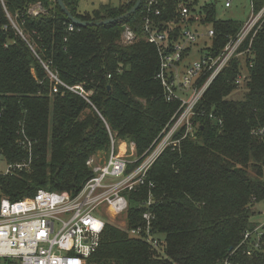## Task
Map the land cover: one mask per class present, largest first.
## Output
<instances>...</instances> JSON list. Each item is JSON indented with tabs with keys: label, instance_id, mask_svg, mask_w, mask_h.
I'll use <instances>...</instances> for the list:
<instances>
[{
	"label": "trees",
	"instance_id": "trees-1",
	"mask_svg": "<svg viewBox=\"0 0 264 264\" xmlns=\"http://www.w3.org/2000/svg\"><path fill=\"white\" fill-rule=\"evenodd\" d=\"M135 1L80 11L79 0H63L73 17L93 22L117 18ZM37 3L42 10L30 14ZM250 3L255 13L264 6V0ZM143 5L123 19L74 24L68 32L71 21L55 0H0V158L7 163L27 159L18 144L21 130L32 141L29 168L0 175V199L16 201L38 189L75 194L91 175L86 160L108 146L102 119L111 132L134 142L138 155L176 119L179 103L165 101L155 77L159 57L144 36ZM182 7L202 14L200 25L213 29L208 48L215 56L244 24L216 18L212 2L157 0L159 14L150 15L152 27L177 40ZM125 25L135 35L128 44L120 39ZM248 46L252 66L246 65L247 55L230 59L196 105L202 113L192 118L195 136L182 137L184 128L179 129L174 134L179 147L165 148L148 171L159 249L106 224L88 264H264V238L259 248L253 247V237L242 242L246 231L263 223L256 225L252 217L257 214L253 206L264 199V140L251 130L264 126V26L237 52ZM33 51L61 81L82 84L95 109L72 92L50 94V80ZM240 70L248 72L246 91L242 99H233ZM146 190L141 186L129 194L127 228L141 223ZM0 264L19 262L2 258Z\"/></svg>",
	"mask_w": 264,
	"mask_h": 264
},
{
	"label": "built area",
	"instance_id": "built-area-1",
	"mask_svg": "<svg viewBox=\"0 0 264 264\" xmlns=\"http://www.w3.org/2000/svg\"><path fill=\"white\" fill-rule=\"evenodd\" d=\"M230 1L225 0L224 6L229 7ZM141 2L144 3L143 8L146 11L143 21L144 36L147 42L155 46L159 57L155 77L161 85L165 101L179 103L178 116L171 125L162 129L159 136L140 155L136 153L134 142L129 140L122 139L120 149H116L118 139L102 119L108 133V146L103 156L95 153L86 160L91 175L75 194L38 189L32 196L16 201L2 197L0 199V258L16 259L19 264H88V258L98 247L104 227L110 223L111 217L124 218L123 223L118 222L114 225L117 228L126 229L130 237L141 239L151 247L159 249L161 237L153 228L155 215L152 211L154 204L152 188L154 184L147 180L148 171L165 148L179 147L180 140L174 137L179 129L184 128L182 137L195 136L192 118L202 113L201 110L196 109V105L211 81L228 65L230 59L234 55H247L246 65L252 66V61L249 60L251 57L249 46L240 53L237 50L249 35L254 36L264 26V6L256 13L253 12L238 34L228 39L219 54L215 56L210 52L208 48L210 42L203 43L202 47L195 50L199 54L198 57L182 65L183 58H188L191 54L199 35L205 33L210 39L213 36V29L203 27L204 32H200L195 28L185 27L190 20L200 24L202 14L190 13L187 7H182L179 19L182 25L180 37L173 40L168 32L152 27L150 15L159 14V10L154 8L157 0ZM41 10L40 4L37 3L28 12L36 15ZM11 25L17 29L14 22L11 21ZM67 30L68 32L74 30L72 22L68 24ZM120 39L122 43L128 44L135 40V35L125 25ZM34 54L50 80V94L61 92V90L69 91L83 98L94 108L89 100V92L82 84L64 83L57 73L50 69L49 63L42 61L35 52ZM206 71L210 73L199 85L197 79ZM248 78V72L240 70L234 78V83L242 85L248 81ZM251 133L264 140V126L253 128ZM18 144L28 152L27 159L16 163L5 162V167L0 169V175L29 168L32 141L25 136L23 130L20 131ZM141 186L147 187L140 202L141 223L127 228L129 194L138 192ZM252 237L253 247L259 248L264 238V222L252 231H246L242 242L245 240L247 242ZM250 252L251 250L247 249L246 254L249 255ZM221 264L230 263L224 260Z\"/></svg>",
	"mask_w": 264,
	"mask_h": 264
},
{
	"label": "rangeland",
	"instance_id": "rangeland-1",
	"mask_svg": "<svg viewBox=\"0 0 264 264\" xmlns=\"http://www.w3.org/2000/svg\"><path fill=\"white\" fill-rule=\"evenodd\" d=\"M105 2H110L112 5H117L119 3V0H79L78 8L80 11H90L95 6H97L99 3H105ZM198 2L199 3H203V2L214 3L215 17L219 19H233L238 22L244 23L249 17L253 15V10L251 7L250 0H231L229 7L224 6L225 0H198ZM185 27H190L192 29L195 28L197 29V31L204 32L203 26L197 22L192 23V24H186ZM208 42H210V39L206 37L205 33L199 35V38L195 41L193 45L194 51L192 50L188 58L186 57L183 58L181 62L182 65H185L188 62H190L192 59L198 57L199 54L195 50H197L199 47H202L203 43H208ZM245 91H246L245 84L240 85L235 91L232 92V94L230 95V98L242 99ZM113 134H115L116 138L118 139L117 144H116V149L117 148L120 149L121 140L124 139L125 141H127V139L118 136L116 133H113ZM96 153L103 156L104 150L103 151L98 150L96 151ZM97 154H96V157H97ZM4 167H5V161L0 160V169H3ZM253 210H255L257 214H255L252 217V221L255 222L256 225L260 224L261 222H264V199L255 203V205L253 206ZM122 220H124V218L122 217L121 218L111 217L110 223L108 224L114 225V224H118V222L123 223ZM1 261H2V258H0V263Z\"/></svg>",
	"mask_w": 264,
	"mask_h": 264
},
{
	"label": "water",
	"instance_id": "water-1",
	"mask_svg": "<svg viewBox=\"0 0 264 264\" xmlns=\"http://www.w3.org/2000/svg\"><path fill=\"white\" fill-rule=\"evenodd\" d=\"M56 3L58 4V6L60 7V9L65 13V15L67 16V18L73 23V24H77V25H103V24H107L110 23L114 20H119V19H123L125 17H127L128 15L134 13L136 11V9L139 7L140 3L142 0H136L135 3L133 4V6L124 14L118 16L117 18H107V19H103V20H98V21H81L75 17H73L71 15V13L69 12V10L67 9V7L65 6L63 0H55ZM124 29V26H122V30Z\"/></svg>",
	"mask_w": 264,
	"mask_h": 264
}]
</instances>
